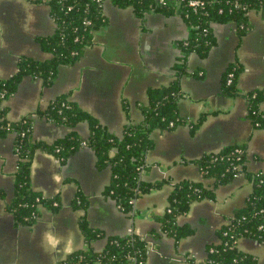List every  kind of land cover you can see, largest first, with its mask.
Wrapping results in <instances>:
<instances>
[{"label": "crops", "instance_id": "obj_1", "mask_svg": "<svg viewBox=\"0 0 264 264\" xmlns=\"http://www.w3.org/2000/svg\"><path fill=\"white\" fill-rule=\"evenodd\" d=\"M52 1L0 0V79L16 75L24 56L38 61L51 58L38 39L52 36L56 30ZM103 12L109 24L96 31L94 45L77 63L61 69L49 86L39 78L25 77L18 91L4 102L10 122L26 117L32 120L34 141L53 144L71 132L45 115L50 104L62 96L98 119L109 133L121 137L128 124L143 123L140 106L148 103V91L174 80L181 56L178 43L190 34L180 16L150 13L140 19L132 9L118 8L110 1L104 3ZM248 20L250 30L243 38L235 23L214 24L216 47L206 59L196 54L190 57V75L182 80L178 103L186 124L153 131L155 147L146 156L148 169L141 179L162 186L140 195L132 215L105 194L111 169H99L95 152L85 146L65 164L51 153H36L32 188L44 199L57 198L60 209L54 212L42 207L33 226L17 227L7 209L15 193L19 161L16 137H0V191L5 196L0 198V264H58L77 251L87 250L80 230L83 216L103 234L92 245L95 252L104 250L109 237L135 234L148 241L146 264H205L208 248L220 244V230L244 207L253 187L243 174L214 188L213 181L203 177L198 162L230 146L246 145L247 173L264 174V130L255 129L248 119L245 95L264 89V19L255 11L249 12ZM234 63L243 68L238 80L240 94L226 97L221 94L223 77ZM196 72L198 77L193 76ZM203 115V124L194 131ZM75 130L88 141L87 123ZM185 181L203 182L214 189V197L194 203L186 215L178 217V225H189L194 234L177 241L163 234L159 219L166 214L172 191ZM78 193L84 196L86 210L73 205ZM48 234L57 241L54 245ZM237 245L258 264H264V244L242 238Z\"/></svg>", "mask_w": 264, "mask_h": 264}, {"label": "trees", "instance_id": "obj_2", "mask_svg": "<svg viewBox=\"0 0 264 264\" xmlns=\"http://www.w3.org/2000/svg\"><path fill=\"white\" fill-rule=\"evenodd\" d=\"M191 0H111L121 9L130 8L140 19L150 13L166 17L180 16L187 24L190 34L178 43L181 56L175 66L176 76L166 87L150 89L148 103L142 104L143 123L128 124L123 135L118 137L108 132L98 119L83 110L66 96L59 97L46 110V117L56 125L67 126L71 132L53 144L36 142L32 139V120L28 117L18 122L7 119L4 102L12 97L27 76L41 79L45 85H52L63 68L73 66L94 45L95 33L109 24L103 12V5L97 0H55L50 2L51 14L56 23L52 36L38 39L41 49L50 54L46 61H38L24 56L20 59L19 70L8 80L0 79V137L14 134L18 152L15 193L7 209L14 216L15 225L33 226L41 216V208L47 207L57 212L60 203L57 198L44 199L31 185L32 162L36 153L45 151L55 155L63 164L78 150L87 146L97 158L99 169L110 168L112 179L105 194L116 201L120 209L132 215L134 202L142 194L162 186L143 181L142 172L148 168L146 156L155 147L151 137L155 130H172L186 120L180 117L178 103L181 98V84L188 73V62L196 54L206 59L217 45L214 24L235 23L239 37L250 30L248 14L260 13L264 19V0H202L203 7H192ZM235 78L228 84V75ZM243 72L238 63L230 65L223 77L221 94L235 97L240 94L238 80ZM193 76L198 77V72ZM248 101V119L255 129L264 130V89L245 94ZM205 120L203 115L194 126V131ZM87 123L90 128L88 141L82 140L76 127ZM173 124V126H172ZM246 145L230 146L217 154H208L198 163L203 177L213 181L214 188L228 185L236 179L239 171L246 174L253 190L243 208L237 210L231 222L224 226L220 234V244L208 248L205 264H258L255 257L238 249V241L251 239L264 244V174L247 173ZM240 150L242 153H237ZM214 197V189L203 182L185 181L178 184L169 197V206L160 218L164 235L180 241L194 234L189 225H178L177 219L186 215L191 206L206 198ZM0 198H5L0 191ZM57 204V206L55 205ZM76 209L86 210L84 196L78 193L73 202ZM80 230L85 238L87 250L77 251L58 264H146L149 244L144 238L131 234L125 237L113 236L107 240L102 252L93 250V243L103 237L101 231L90 226L85 216L80 219Z\"/></svg>", "mask_w": 264, "mask_h": 264}, {"label": "built area", "instance_id": "obj_3", "mask_svg": "<svg viewBox=\"0 0 264 264\" xmlns=\"http://www.w3.org/2000/svg\"><path fill=\"white\" fill-rule=\"evenodd\" d=\"M97 1L99 2V4L104 5L105 2H108V1H111V0H97ZM190 5L192 7H203L204 6V1H202V0H191L190 1ZM234 78H235L234 73L233 72L229 73V75H228V84H231L233 82ZM172 126H173V124H172ZM18 152H19V149H16V153L17 154H18ZM237 153L241 154L242 152L240 150H237ZM143 173L144 172H142V174ZM240 175H242V174L238 171L236 176L238 177ZM55 205L57 206V204H55Z\"/></svg>", "mask_w": 264, "mask_h": 264}, {"label": "clouds", "instance_id": "obj_4", "mask_svg": "<svg viewBox=\"0 0 264 264\" xmlns=\"http://www.w3.org/2000/svg\"><path fill=\"white\" fill-rule=\"evenodd\" d=\"M47 239H48L49 242L52 243L53 245L57 242V241L55 240V238H54L51 234H48Z\"/></svg>", "mask_w": 264, "mask_h": 264}, {"label": "rangeland", "instance_id": "obj_5", "mask_svg": "<svg viewBox=\"0 0 264 264\" xmlns=\"http://www.w3.org/2000/svg\"><path fill=\"white\" fill-rule=\"evenodd\" d=\"M253 12H255V11H250V13H253ZM243 175V174H242Z\"/></svg>", "mask_w": 264, "mask_h": 264}]
</instances>
